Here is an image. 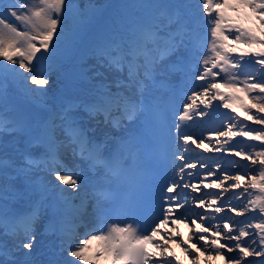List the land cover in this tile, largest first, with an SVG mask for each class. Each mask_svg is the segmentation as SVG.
<instances>
[{"label":"snow or ice","instance_id":"obj_1","mask_svg":"<svg viewBox=\"0 0 264 264\" xmlns=\"http://www.w3.org/2000/svg\"><path fill=\"white\" fill-rule=\"evenodd\" d=\"M200 4L204 15L193 12L191 19L197 27L202 25L205 29L203 39L197 27L189 28L182 22L177 10L163 16V20L157 18L151 23L136 22L127 30V35L113 30L97 44L96 51L108 68L121 73L126 68L127 73L124 79L115 82L114 91L112 85H98L91 102L83 106L84 113L89 120L103 116L104 123L117 128L123 127L125 131L129 123L139 120L141 124L137 134L118 141L119 148L116 152L106 156L101 144L86 147L82 123L71 115L70 106L52 111L48 119L38 126L37 134H29L23 148L0 144V227L13 240L11 247L7 243H0V256L5 257L4 264H35L32 255L39 243L35 225L47 214H51L53 220L60 224L59 251L53 252V256L57 258L50 259L48 264H77L78 261L89 264L91 260L101 256L111 258L112 264H174L165 254L166 245L155 242L154 246L158 249L156 254L149 253L144 247L147 243H154L153 237L159 233L160 224L149 231L138 229L133 221L124 227L108 225L107 232H104L105 220L115 212L133 211L143 195L146 162L153 159L159 161L165 155L163 152H150L148 144L153 139L162 141L165 137H171L172 129L166 121L168 103L165 94L174 87L171 83L173 74H180L185 88L191 91V95L187 97L191 103H186L183 111L176 114L177 122L174 125L178 138L184 141L185 150L188 141L197 148L206 147L204 139L193 138L181 131L182 123L192 120L190 110L194 109L197 99L207 108L211 100L217 97L235 98L221 93V87L248 94L256 93L252 96L258 105L254 115L256 123L264 125V115H259L264 113V50L254 53L241 51L237 56L234 55L237 48L227 43L231 37L233 45H260L264 49V37H258L252 29L234 22L224 12L225 8H231L237 13L241 8L248 9L251 17H255L264 28V0H236L234 4H229L228 0H200ZM125 7L147 11L161 6L138 4ZM163 7L191 9L194 5ZM0 11L17 22L14 24L0 17V57L3 58L0 60V99L4 98L9 78L22 83L26 95L30 97L45 96L50 83V61L57 56L60 42L77 37L89 19V13L76 9L68 0H38V3H33L32 0L4 3L0 0ZM251 17L244 14L245 19ZM172 25H176L175 30ZM21 27L26 30H20ZM253 56L256 59H245ZM25 72L28 73L27 76L24 75ZM217 77L222 82H218ZM196 81L203 83L197 84ZM241 84L243 88L238 87ZM209 96L211 100L208 99ZM223 107L227 109L232 106L224 103ZM245 111L252 110L245 108ZM196 114L203 116L206 113L200 109ZM0 131L29 132V128L20 121L0 117ZM217 135L227 138L223 140L224 151H232L229 140L236 136H251L253 140L261 142L259 145H248L250 151H235V155L241 156L243 153L244 158L250 162L247 165L250 169L258 165V177L253 175L248 186L264 193V127L253 128L236 117H230ZM9 147L18 153V159H8ZM35 147L42 148L43 152L34 155L31 149ZM67 147L72 149L74 155L79 148L80 158L88 162L90 169H101L102 174L97 179L90 180L83 172L63 163L60 149ZM176 147L178 151L172 153V156L174 160L182 162L180 173H184L189 167L196 168V163L185 162L184 155L179 151L181 146L177 144ZM216 150L221 151L220 148ZM200 167L207 166L201 163ZM219 170L220 166L217 165L215 170L209 169L206 175H215L217 181L231 179V188H239V182L249 175L247 172L216 175ZM37 172H45L54 178L49 181L51 187L34 178ZM18 183L22 185V191L17 188ZM176 187L175 183L166 185V193H174ZM205 187L220 189L223 184L214 182ZM192 189L198 190L195 185ZM216 195L220 196L222 193ZM24 197L29 199V208L18 215L13 205ZM77 199L78 204L74 203ZM176 199V195L164 196L169 206L166 210L162 209L161 224L168 223L172 203ZM250 202L259 209V222L253 223L257 216L252 221H235V230L225 222L222 228L217 227L212 233L216 237L211 241L215 255L225 256L226 264H241L242 260L253 256L261 258L257 264H264V202L261 196H256L255 201ZM204 204L201 198L199 205ZM213 205H216L215 199L207 206ZM223 207V204L216 206L215 212L220 213ZM256 207L251 211H256ZM230 210L236 209L231 207ZM248 211L245 205L238 214L243 215ZM85 216L94 217L100 227L86 229L79 243H74L75 229ZM206 216L207 214L200 219L204 220ZM241 224L244 226H240ZM246 228L252 231H247ZM196 231L206 234L209 228L197 224ZM95 232L99 234H93ZM245 237L249 239L244 240ZM205 239V235L199 236V240ZM221 239L227 242L220 243ZM94 242L97 243L95 250L91 247ZM225 249L226 252L222 251ZM185 250L188 251L187 248ZM234 250H238L235 256L227 255ZM17 254L23 259L17 260Z\"/></svg>","mask_w":264,"mask_h":264},{"label":"rangeland","instance_id":"obj_2","mask_svg":"<svg viewBox=\"0 0 264 264\" xmlns=\"http://www.w3.org/2000/svg\"><path fill=\"white\" fill-rule=\"evenodd\" d=\"M159 1L161 0H117V6L115 7V11L110 16L106 14V18L102 21L99 29L92 33L90 38L87 40L86 45L81 49L80 52H78V55L76 53L74 55L73 52H74V48L76 46V43H77V40L80 34L77 37L71 39L70 41L68 40L61 41L60 49L58 50L57 56L52 61H50L52 67L50 69V83L47 86L46 95L43 97H39V98L30 97L26 95L23 89L22 83H18L12 80V83H7L5 85V89H4L5 95H4V98L0 100V113L3 116V118L6 120H15V119H19L21 116L20 121L30 120V117L23 116L21 113H18V110L13 109V108H8L7 100L9 99L11 100L12 99L13 100L22 99V101L24 100V103H26V106L29 109L31 108L34 111H39L38 114L39 116H41L44 110L48 108H53L55 110H59L61 108V93L62 92L74 91V92H78L80 94L89 96L93 99V95H94L93 90L97 88L98 85H101V84L112 85L113 86L112 90L114 91L115 82L118 79H124L126 77L127 71L124 70V72L121 73L120 71H117L115 69L108 68L106 66L105 61L101 59L99 53L96 51L97 44L100 42V40L105 35L111 33L113 30H119L121 31L122 34L124 32L127 35V30L130 29L132 25L138 22L141 18H154L156 15V10H155L156 7L145 11L139 8L125 7L126 5H138V4L158 5ZM179 1L185 3V1L187 0H179ZM192 1L193 2L189 3V4L194 5V7L190 9L192 13L195 12L203 16L204 14L202 12V5L200 4V0H192ZM3 2L11 3L12 0H3ZM32 2L38 3V0H32ZM68 2L72 3L74 7L78 10H86L89 13V20H92L97 17L98 10L100 9L101 5L106 3V0H68ZM235 2L236 0H228L229 4H234ZM224 12H225V15L232 18L234 22L241 24L245 28L252 29L253 32L258 37H264V28L261 27L260 22L256 20L255 17H251L250 10L241 8L239 10V13H237L233 11L231 8H225ZM245 13H247L251 18L245 19L244 18ZM238 16L239 18H237ZM0 17H3L8 22H12L14 24L17 23L14 18L5 17L2 14H0ZM128 19H129V22L126 23V20ZM20 30H26V29L21 27ZM227 43L232 45L233 47L238 48L240 52L243 51V52L254 53V52L264 50L261 48L260 45H253L251 47L247 45H243V44L233 45L231 37L229 38ZM205 51L207 50L205 49ZM76 55H77V59L76 61H73V58H75L74 56ZM201 58H203V55H201ZM250 58L256 59V57L254 56L245 57V59H250ZM0 60H3V58L0 57ZM4 63H8V62L4 61ZM34 63L36 62L34 61ZM9 66L17 67L16 65H9ZM21 72H23V70H21ZM24 75L27 76L28 73L25 72ZM176 80L182 81V78L180 74L178 73L173 74L171 83ZM217 81L222 82L220 81L219 77H217ZM196 83L200 84L203 82L196 81ZM188 87L190 88V84ZM238 87L243 88V85L242 84L238 85ZM185 89L186 91L184 92V94L182 95L180 99L181 102L178 108L174 111L175 119H177L176 114L179 112H182L183 106L186 103H190L187 97L188 95H191V91H189L188 88H185ZM220 89L219 91L221 93H224L226 95H231L235 98L221 99L219 97V98H216L217 100L216 101V100H211V96H209L208 99L211 100V104L207 108H205L203 104H200L199 99H197V102L194 105V111H192L194 113L191 115L194 119H199L203 123L204 126L200 130L195 129L194 127L193 130L191 129L192 131H190L191 133L190 135L196 139H204V143L206 147L197 148L200 151H196V148H195L196 145L190 143L191 141H188L186 150L184 146H183V150L184 152H188V153L200 154L198 158L200 161L199 160L190 161V162L198 164L197 167L193 169L199 172V175H198V178L188 179L187 181H184L182 179L178 180V185H181V184L188 185L189 189L190 187L191 189L186 194L185 193L183 194L180 191L176 193L177 199L183 198V196L186 195L185 200L184 201L182 200L181 202L176 199L172 205V212L169 214L168 223L166 225L160 224L164 226L163 227L164 232H163V235L161 236L160 243L166 245V251L167 252L171 251L178 244L175 247L176 249L174 248L175 251L173 249L175 253V258L173 260L174 264H193V259H195V256H198L199 253L203 258H206L209 261L214 260L213 257H216V255H215V251L213 249L211 241L213 239H216V237H214L212 233L216 231L217 227L222 228V224L225 222L229 224L230 228L234 227L233 229L235 230V225H234V222L236 221L235 216L237 215L239 216L238 213L242 211V207H243V206H240L239 204L242 202L240 200L245 199L248 201V200H251V198L255 200L256 196H261L262 202H264V193H261L259 189H252L248 186L251 180V177L253 175L258 177V172L256 171V168L250 169L247 167V165L250 162L244 158L243 153L241 156L235 155V151H239L240 149H244L245 151H250L251 149L248 147V145H259L261 142L253 140L251 136H243V137L236 136L229 140V144L232 146V151H224L222 149L223 140L227 138L219 137L217 135L218 131L222 130V126L228 122V119L230 117H236L239 120L244 121L248 126L253 127V128L264 127V125H259L256 123V115H254V113H257L258 105L256 101L252 99V96L256 95V93L248 94V93H245L244 91H232L225 87H221ZM153 94L158 95V93H153ZM200 99H203V97H201ZM232 101L236 105L238 110L237 108H232L231 111L224 112L223 104L229 103ZM245 108L251 109L252 111L246 112ZM200 109H203L206 114L203 116L197 115L196 113ZM233 109H235V111H233ZM220 113H226L224 114L225 118L220 121L221 124L219 125V127L217 129H214L212 128V126ZM259 115H264V113H259ZM95 120L97 121V124L96 125L94 124L95 128H97L99 131H103L104 128H106V124L98 122V118ZM90 121L93 124L94 120L92 119ZM24 124L28 126L29 132L0 131V144H6L9 146L16 145L19 148H23L25 146V142L29 139V134L35 135L37 134L39 130L36 128V126L34 127L30 126L32 124L29 122L27 123L26 121H24ZM140 127H141L140 123L138 126H135L134 124H130V125L127 124V130L125 131L123 127L117 128V127H113L112 125H108V128L113 130V131H109V134L112 136L114 135L115 138L120 137L122 135H126V134H129V135L137 134L140 130ZM233 130L235 131L236 129H233ZM252 135H255V133H253ZM60 138L63 139V137H60ZM217 141H219V143ZM149 144H148V149L150 152H153L152 148L149 147ZM190 146H192V149L190 148ZM35 148H38L37 152L40 151L39 147H35ZM218 148H220L221 151H217L216 149ZM65 155L72 162L76 160L69 153H66ZM8 159L10 160L18 159V153L13 152L11 147L8 148ZM156 162L157 164H155ZM82 163L85 169L87 170V172L91 174L87 161L82 160ZM201 163H204L207 167L201 168L200 167ZM150 164H152L158 171H161L162 173V178L156 179V181L149 180L151 184L157 185V187L160 190H161V187L164 186L165 184L171 185L172 183H175L177 185V182H176L177 179L173 177L169 171L167 172L166 166L162 165L159 161H156L154 159L147 161L145 165H150ZM217 165L220 166V170L216 172V175H222L225 172L229 175H234L237 172H241V173L247 172L249 173V175L245 176L244 179H242L239 182L240 183L239 188H231L229 187V185L233 183L231 179L226 180V181H217L215 175L213 176L206 175L209 169L215 170ZM76 169L81 170V167L77 166ZM171 173H173L172 169H171ZM34 178L38 180H42V181L45 180L46 182L44 183L48 184V186L51 187V185L49 184V181L51 180L48 179V175L45 172H37ZM169 178H172V180ZM214 182L222 183L223 187L220 189H217L214 187L213 188L205 187V185L211 184ZM193 185L197 187L198 189L197 191H193L192 189ZM17 188L22 190V185L18 183ZM201 190H204V191L201 192L196 199H194V197L192 196V193L196 194L198 191H201ZM227 190H228V193L226 192ZM217 193H222V195L217 196L216 195ZM154 196H155V193L153 192L152 198H154ZM201 198L205 202L204 206L199 205V200ZM213 199L216 200V205L208 207L207 205H209ZM74 203H79V200H75ZM221 204H223L224 206L223 210L220 213H216L215 207L220 206ZM176 205H179V207L187 206L191 210L188 212V214L181 215L182 217H177L176 215H173L175 211L174 209L179 208ZM13 207L15 208V210L21 207V205H19L18 200L15 202ZM197 207L199 209L200 207L204 208V211L198 212V210L195 209ZM231 207H235L236 210L231 211L230 210ZM195 211H197V213L193 214ZM258 211L259 209L253 212H248L247 214L244 215L243 219L240 221L241 222L252 221V218L254 216H257ZM205 214H207L206 218L204 220H201L200 217ZM225 217H227L228 219H224ZM84 218H90V217L88 216ZM207 219H209V221H207ZM192 221H195V223H193ZM255 222H259L258 216H257V219L253 223ZM87 224L90 225L89 223H86V225ZM112 224H115V221L111 222L110 225ZM197 224H201L203 227L209 228V232L204 234V233H199L196 231L193 234V232L196 230L195 228ZM213 225H215V227ZM240 226H244V225L241 224ZM105 230L104 232L106 233L108 228H106ZM246 230L250 232L252 231V229H248V228H246ZM171 231L173 232L175 237L174 235L171 236L170 234ZM1 233H2V243H7L8 246L11 247L12 245L11 241L13 242L12 237L6 236L4 234V229L2 227H0V234ZM169 235L170 237H168ZM191 235L192 236L194 235V236L191 237ZM200 235H205L206 239L199 240ZM256 238L258 240V237ZM179 239L182 241L184 239V242L188 244L185 246L183 245L184 250L186 248L188 249L190 248L192 250V253H190V256L188 254V258L185 257L184 251L183 252L180 251L181 254L177 252V247L179 245L181 246V243H182V241H180ZM243 239L247 240L249 239V237H245ZM226 242L227 241H225L224 239L220 240V243H226ZM95 245L96 244L91 246L94 250L97 248V246ZM38 248L36 247L34 251L38 253L45 252V245L42 242L40 243V246H38ZM153 251H154V254L158 253L157 248H155V250ZM222 251L226 252V249ZM237 251L238 250H234L233 254L229 256H235ZM167 252L165 254L168 256V253H171V252H168V253ZM179 254L182 256H180ZM64 256L66 257L67 254L65 253ZM20 258L21 256H18L16 259L19 260ZM105 258L107 259H105L104 264L110 263L109 261L110 258L109 257H105ZM218 258H220V264H226L225 256H219ZM176 259H177V262H176ZM260 259L261 258L254 257V256L247 257L241 261V264H257V261H259ZM3 260H5V257L3 258V256H0V264L4 263ZM92 262L93 260H91L89 263H92ZM77 264H81V262L78 261Z\"/></svg>","mask_w":264,"mask_h":264},{"label":"bare ground","instance_id":"obj_3","mask_svg":"<svg viewBox=\"0 0 264 264\" xmlns=\"http://www.w3.org/2000/svg\"><path fill=\"white\" fill-rule=\"evenodd\" d=\"M221 90V89H220ZM218 98V97H217ZM216 100V99H215ZM217 101V100H216ZM191 103V102H190ZM228 104H230L232 107L231 108H224V111H227V112H229V111H231L232 110V108H237L236 107V105L233 103V101L232 102H229ZM202 106V105H201ZM200 106V107H201ZM238 106V105H237ZM240 106V105H239ZM241 108V107H240ZM198 109V108H197ZM237 110H238V108H237ZM240 110V109H239ZM192 111H194V109L193 110H190V113L191 114H193L194 112H192ZM196 113V112H195ZM200 124H202V122L200 121ZM134 125L135 126H137V124L136 123H134ZM211 127V126H210ZM111 130V129H110ZM193 130V129H192ZM191 130V126L190 125H187V126H183V129L181 130L182 132H184V133H186V134H189L190 133V131H192ZM113 131V130H112ZM194 132V131H193ZM193 134V133H192ZM123 138V137H122ZM191 143V142H190ZM61 149H63V148H61ZM70 149V147H68V148H65V150H69ZM196 151H200L199 149H196ZM202 152V151H201ZM68 159V158H67ZM155 164H157V162L155 163ZM255 168H258V165L257 166H255L254 167V169ZM75 169V168H74ZM76 170V169H75ZM81 172H83L84 173V175L85 176H87V172H86V170H84V171H81ZM88 177V176H87ZM45 179V178H44ZM48 179L49 180H53L54 178L53 177H51V176H48ZM90 180H94L93 179V177H91V179ZM44 182V181H43ZM48 183V182H47ZM46 184V183H45ZM153 190H155V191H153L154 193H159L160 192V189L157 187V186H155L154 188H153ZM227 193H228V190L226 191ZM192 197V196H191ZM185 198H186V196H183V199L185 200ZM154 200L155 201H157V197H155L154 198ZM238 200V199H237ZM240 200V199H239ZM240 201H242L241 203H239L240 204V206H243L242 207V209L244 208V206L245 205H247V207H248V209H249V211L248 212H253V211H251V209H253L254 207H256L253 203H251L250 201H255V200H253L252 198H251V200H245V199H242V200H240ZM239 202V201H238ZM180 209L179 210H177L176 211V213H175V215H178V216H181V215H186V214H188V212L190 211V209L188 208V207H179ZM199 208H197L196 210H198ZM258 209V207H256V210ZM89 211H90V209H89ZM248 212H245L243 215H237V216H235V218H236V221H240V220H242L243 219V217H244V215L245 214H247ZM207 221H209V219H207ZM129 223H132V222H130V219L127 217V218H121V219H118L117 218V220L115 221V224H117V225H119L120 227H124L126 224H129ZM79 227H82V230H86V229H92V228H99L100 226L98 225V224H95V225H92V226H90V227H85V225H84V221L82 222V223H80L79 224ZM164 227V226H163ZM234 228V227H233ZM138 229H140L139 228V226H138ZM196 229V228H195ZM36 230V229H35ZM141 230V229H140ZM75 232H76V236H75V239H74V243H79V240L82 238V236L80 237V238H76L77 236H78V230H76L75 229ZM196 232V230L193 232V234ZM96 234H99V232H95ZM36 234H37V237L38 238H42V237H49V235H46V236H44L43 234H41V233H39V232H37L36 231ZM94 234V233H93ZM159 234V233H158ZM158 234L156 235V236H158ZM171 236H173L174 234H173V232L171 231ZM190 235V234H189ZM188 235V236H189ZM177 236H179V235H177ZM194 236V235H193ZM192 235H191V237H193ZM168 237H170V235L168 236ZM174 237H175V235H174ZM182 237V236H181ZM190 237V238H191ZM52 238V237H51ZM189 238V237H188ZM187 238V239H188ZM53 239V238H52ZM192 239V238H191ZM56 240V239H55ZM180 240V239H179ZM39 241V240H38ZM180 241H182V240H180ZM179 241V242H180ZM188 242H189V240H188ZM39 243H40V241H39ZM38 243V244H39ZM49 244V247L51 248V249H54V248H56L57 246L59 247V245L60 244H58V245H56L55 244V247L54 246H52V244H51V242H49L48 243ZM94 244H96L97 245V243H95L94 242ZM149 246L151 245V243H147ZM176 244V243H175ZM178 245V244H177ZM176 245V246H177ZM183 245L185 246V245H188L186 242H184V239H183V241H182V243H181V246L179 245L178 247H177V252H179L180 254H181V252H183L184 251V253H185V257H187L188 258V254H189V256H190V253H192V250L189 248H187L188 249V251H185L184 250V247H183ZM174 246V245H173ZM175 246V247H176ZM174 247V248H175ZM187 247V246H186ZM38 248V247H37ZM173 248V249H174ZM39 249V248H38ZM48 249V247H46V250ZM169 249V248H168ZM171 249V248H170ZM173 249L171 250V251H168V252H171V253H168L167 251V253H168V257L171 259V260H174V258H175V253H174V251H175V249H174V251H173ZM38 251V250H37ZM181 251V252H180ZM212 251V250H211ZM151 253V252H150ZM153 253V252H152ZM210 253V252H209ZM51 254H53V253H51ZM154 254V253H153ZM179 254V255H180ZM231 254H233V252H231V253H227V255H231ZM187 255V256H186ZM180 256H182V255H180ZM176 257H177V255H176ZM219 256H216V257H213V259L214 260H212V261H209V260H207L206 258H203L201 255H200V253H199V255L198 256H195V259H193V264H220V258H218ZM4 258V257H3ZM101 258V257H100ZM180 258V257H179ZM212 258V257H211ZM51 258H42V261H37V263H35V264H48V263H46V262H49V260H50ZM69 259H71V258H69ZM180 260V259H179ZM182 260V259H181ZM4 261V260H3ZM2 261V262H3ZM110 261V260H109ZM185 261V260H184ZM184 261H183V263H184ZM190 261V260H189ZM176 262H177V259H176ZM104 262L103 261H101L100 259H96L95 260V262H93V263H91V264H103Z\"/></svg>","mask_w":264,"mask_h":264}]
</instances>
